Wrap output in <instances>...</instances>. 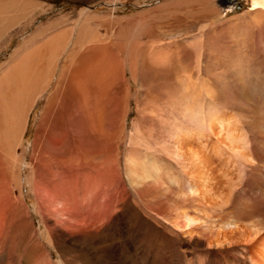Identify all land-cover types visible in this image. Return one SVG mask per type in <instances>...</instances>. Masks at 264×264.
Here are the masks:
<instances>
[{"label": "bare ground", "instance_id": "6f19581e", "mask_svg": "<svg viewBox=\"0 0 264 264\" xmlns=\"http://www.w3.org/2000/svg\"><path fill=\"white\" fill-rule=\"evenodd\" d=\"M163 4L165 3L159 7ZM36 6L37 3L29 0H7L0 4V15H6L7 11L14 12L16 9L26 15L32 10L35 11ZM165 6L168 7L166 4ZM220 14L221 12L217 11L216 20L207 19V23L201 26L204 30L200 32L198 40H191L183 46L185 52L183 55L186 54V57L191 59L194 56L196 62L195 65L193 64V70L188 67L181 69L180 73L188 75L187 79H182L181 75L176 73L177 65L174 64V60L180 52L176 53V50H171L169 46L164 45L160 37H154L149 43L143 44L137 40L139 32L135 33L136 37H134L133 33L126 29L116 34L108 32L107 36H104L101 30L93 25L96 24L99 28L105 27L107 20L87 10L79 11L76 16L62 24L55 19L43 24L15 48L6 68L4 65L0 67V110L4 112L0 132L7 148L9 164L15 168L18 163H20L19 166L23 163L18 160L19 156L16 152L14 154V147L17 144L24 147L30 142L23 137L26 119L33 105L47 94L30 148L33 150L37 148L41 137L44 139L45 146L50 147L63 141L68 142L70 133H75L77 139L75 146L78 147L75 153L68 149V145L63 144L65 150L56 154L60 166L66 162H69L71 166L74 165L71 167L72 173L68 176L77 174L76 170L79 171L83 166H94L99 170L101 167L109 166L111 144L114 139L123 140V135L126 133L124 126L126 99L119 94L124 91L122 72L124 65L127 66V64L120 60L121 58L112 51L110 45L118 39L120 42L117 43L127 55L128 69L134 77H138L135 62L141 58L151 62L149 66L155 72L146 66L144 71L148 70L147 77L154 79L151 83L155 89L166 86L161 78L166 76L167 71L171 77L177 76L175 81L172 80L173 85H169L172 87L171 105L176 106L179 112L177 118L171 116L172 113L169 110L168 112L160 111L161 109L157 107L138 108L140 121L137 124L140 123L142 126L137 134L132 131L128 149H125L123 156L124 173L132 190L137 191L151 180L158 190L157 194L162 189L163 192L160 194L165 197L169 189L178 187V190L173 193L176 205L189 201L196 203L204 199L208 200L209 205L193 204V210L190 212L183 209L182 213L177 215L178 219L183 220V225L179 227L186 229L187 233H193L198 227L209 226L211 235H206L208 245L222 248L236 245L247 247L251 260L255 264H264V231L261 230V226L252 222L251 218L254 215L251 216L252 210L248 204L242 203L239 206L235 204L236 189L238 187L240 191L241 189L239 179L233 175L235 172L241 175L245 172L261 171L264 145L253 148L250 140L245 138L246 131L242 123L231 118L228 112L223 111V107L213 105L214 102H207L204 106L201 103L204 98L209 97L220 104L234 105L235 109L238 108L237 116L241 120L247 118L248 124L257 128L258 131H264V111L260 110V100L255 96L256 91L253 87L244 85L236 92L237 89L220 79L218 72L212 71L216 75L212 74L209 77L207 74L211 71L206 68L205 62L209 57L205 46L210 45L211 40L217 35L220 36L223 30L227 34L228 29L233 31L240 25L245 31L241 28L236 30L234 38L239 47L236 45L238 49H236L235 59L231 61L233 64L235 62L238 64L240 69L237 67L238 71H236L239 75L245 74V70L250 75L246 69L249 61L245 60L241 53L244 44L255 39L262 48L264 60V0H249V8L244 13L235 15L232 20H224ZM71 20L74 25L68 26ZM217 39L219 37L214 40ZM220 41H216L214 46L219 47ZM141 48L146 50L140 53ZM172 52L174 55H171ZM168 63H170L169 66ZM248 74L245 76L249 77ZM197 76H200V87L194 86V82L190 79ZM99 95L107 97L105 107L100 103ZM22 107L24 112L21 114ZM61 107L65 110V115L63 112L62 115L60 114ZM148 114L153 116L160 127H163V132H161V138L153 136L154 140L146 145L144 140L148 132L146 123L143 121L150 119ZM57 128L61 129L60 131L63 130L61 140L56 137L58 136ZM141 146L148 150L159 147L160 151L169 157L179 159V162L184 165L186 179L172 176L166 178L167 173L163 172L162 164H159L152 152V154H143L139 148ZM24 165L29 167L30 163ZM121 166L122 162H120V169ZM78 175L85 176L87 183L94 177H90L88 172L83 174L79 172ZM72 180L71 178L68 185L66 183L60 185L66 193L71 189ZM168 183L170 186L167 185ZM172 185L174 187H171ZM87 187L85 192L93 193L91 190L93 187L91 185ZM254 194L255 197L250 198L259 200L260 193ZM86 201L90 205L92 198L91 201L88 199ZM230 203L232 205L228 211L222 209L218 215L214 214L215 207L223 208ZM179 209H182L181 206ZM41 211L43 219H46L44 211ZM41 211L39 209V212ZM50 211L58 219H62L65 226L57 225L47 229L48 226L42 223V226H45L41 228L42 236L37 245L39 252L36 254V264H64L63 258L55 262L44 254L42 241H45L44 238L50 239L54 229L69 230L84 221V214L79 213L81 207L74 204L72 199L52 204ZM14 213L18 221L22 222L20 224L31 230L32 222L23 202L20 201Z\"/></svg>", "mask_w": 264, "mask_h": 264}, {"label": "rangeland", "instance_id": "374dc122", "mask_svg": "<svg viewBox=\"0 0 264 264\" xmlns=\"http://www.w3.org/2000/svg\"><path fill=\"white\" fill-rule=\"evenodd\" d=\"M3 1L7 0H0V4ZM29 1L37 3L35 11L32 10L29 14H22L16 9L14 12L7 11L6 15H0V67L4 65V68H6L10 55L15 48L23 43L25 38L40 29L43 24L48 23L51 19L59 20L62 24L76 16L79 11L87 10L107 20L105 27L99 28L96 24L93 25L96 29L101 30V34L104 36H107L108 32L116 34L126 29L132 32L134 37H136L135 33L139 32L137 40L143 44L149 43L154 37H160L164 45L169 46L171 50H176V53L177 51L180 52V57L176 56L174 64L177 65L176 73H179L182 79H187L188 75L180 73L182 72L181 69L188 67L193 70L196 64L194 56L191 59L187 58L186 54L183 55L185 53L183 46L191 40H198L197 37H200V32L204 30L201 26L207 23V19L216 20V12L218 11L221 12L220 15L224 20H232L235 15H240L249 8V0ZM162 3H165L168 7L165 4L159 7ZM215 7L217 8L215 9ZM70 22L67 25L73 26L74 22ZM240 28V25H238L234 29L235 31L228 29L227 34L223 30L220 36H216L219 39L214 40L216 39L214 36L215 38L211 40V44L205 46L209 55L207 61H205L206 68L211 71V74L207 75L211 77L212 74H215L212 71L218 72L220 79L237 89L236 92L239 87L242 89L244 85L245 87L252 86L256 91L255 96L260 100V110L263 112L264 60L261 46L255 39L243 46L241 55H244V59L249 61L246 69L250 75L246 73V70L245 74L239 75L237 72L240 69L238 64L235 62V65L231 61L235 59L236 49L239 47L234 36H236V30ZM241 30L245 31L243 28ZM210 39L212 38L210 37ZM218 40H221L219 43L220 48L214 46ZM117 42L120 41L117 39ZM117 42L110 44L112 51L121 58L120 60L124 61V64H127V66L124 65V71L122 72V83L125 85L124 91L119 94L126 99L124 101L126 104V119L124 118L126 133L123 135V140L114 139L111 144L108 167H101L99 170L94 166H83L79 171L76 170L77 174L68 176L69 173H72L71 167L74 165L71 166L69 162H66L60 166L56 154L65 150L63 144L68 145V149L75 153L78 148L75 146L77 140L75 133H70L68 142L63 141L50 147L45 146L44 139L41 137L38 147H35L34 150L30 148V142L34 140L39 115L45 105L47 94H44L34 104L28 114V120L26 119L27 123L25 122L26 128L23 137L30 142L24 147L21 144L14 147V154L16 152L19 156L18 160L23 162L21 166L18 163L14 168L9 164L7 148L0 132V264H36V254L39 252L37 245H39L38 242L42 236L40 234L41 228H44L45 225L48 226L47 229L54 228L57 225L58 227L65 226L62 219H58L50 211L52 204H59L65 199H72L74 204L81 207L79 213L84 214V221L77 225L80 226L79 228L71 226L72 228L69 230L66 228L54 229L50 239L44 238L45 241H42L43 252L55 262L63 258L65 260L64 264H255L250 258L247 247L236 245L222 248L208 245L207 236L211 235L209 226L198 227L200 229L197 228L198 231L196 229L193 233H187L186 229L179 227V225H183V220L178 219L177 215L182 213L183 209L190 212L193 210V204L209 205L208 200L204 199L196 203L195 201L194 203L189 201L181 203L182 205H176L173 193L178 190V187L172 188V190L169 189L165 197V195L160 194L163 192L162 189L157 194L158 190H156L155 184L151 180L143 184L137 190L138 192L132 190L124 173L123 156L125 149H128V141L131 140L132 131L137 134L142 126L140 123L137 124L140 121L138 119V108L157 107L161 109L160 111L168 112L169 110L172 113L171 116L177 118L179 116L178 109L176 106L171 105L172 80L175 81L177 76L175 78L171 77L167 71L166 76L161 78V81L164 80L163 83H166L165 88L160 89L157 85L159 88L155 89L153 83H151L154 79L147 77L146 71L148 72V70L144 71L145 66L154 71L149 66L151 62L142 58L137 60L135 63L138 77H134L128 69L127 55L120 49L121 47ZM145 50V48H141L139 52ZM171 55H174V52ZM167 65L169 66L170 63ZM234 65L236 69H234ZM247 74L249 77L245 76ZM190 79L191 82H194V86H201L200 76ZM55 82L56 80L53 83L55 84ZM99 97L100 103L103 106L106 105L107 97L103 95H99ZM208 98H204L201 102L202 105L204 106L207 102H214L213 105L223 107L224 110H222L228 112L227 114H230L231 118L242 123L246 131L245 138L250 140L253 148L264 145L262 139L264 138V131H258L257 128L248 124L247 118L241 120L237 116L238 111L236 110L238 108L235 109L234 105L220 104L217 100L212 98L208 100ZM60 111L61 115L62 112L65 115L63 108ZM20 112L21 114L24 112V107L20 109ZM3 115L4 112L0 110V125ZM149 117V121H143L146 123L148 132L147 138L144 140L146 145L154 140L153 136L158 137V139L161 138V132H163V127H160L159 123L154 121L153 116ZM58 128L56 130L58 136L56 137L61 140L64 133L63 130L60 131L61 129ZM139 148L143 154L153 153L159 164H162L163 172L167 173L166 178L172 176L173 178L183 179L184 177L186 179L184 165L179 162V159L169 157L161 152L159 147L154 150H148L142 146ZM120 162H122L121 169L119 168ZM27 163H30L29 167L24 165ZM261 163V171L248 172L249 174L245 172L241 175L235 172L233 175H236V178L239 179L241 189V191L239 187L236 189L235 204L238 206L242 203L248 204L252 210L251 216H255L251 218L252 222L261 226V230L264 231V158H261ZM79 172L81 174L88 172L90 177H94L87 183L88 180H85V176L78 175ZM71 178L73 179L72 187L70 186L71 189L69 188L70 190L66 193L60 185L65 183L68 185ZM95 182L96 184H93ZM87 185L95 188L91 189L93 193L85 192V188H88ZM167 185L170 186L169 183ZM254 193H260L259 200L255 201L250 198L255 197ZM86 199L91 201L90 205ZM19 200L26 206L32 222L31 230L27 226L23 227L20 224L22 222L18 221L15 216L14 212L19 207ZM231 205L230 203L223 206V208L217 206L213 209V212L218 215L222 209L228 211ZM179 206L182 209H179ZM39 209L44 211L46 219H43L42 211L39 212ZM42 223L45 225L42 226Z\"/></svg>", "mask_w": 264, "mask_h": 264}, {"label": "crops", "instance_id": "0c3cea01", "mask_svg": "<svg viewBox=\"0 0 264 264\" xmlns=\"http://www.w3.org/2000/svg\"><path fill=\"white\" fill-rule=\"evenodd\" d=\"M34 106V105H33ZM33 108V107H32ZM30 113V112H29ZM29 116V115H28ZM27 120H28V118H27ZM26 123H27V121H26ZM25 128H26V125H25ZM25 128H24V132H25Z\"/></svg>", "mask_w": 264, "mask_h": 264}]
</instances>
